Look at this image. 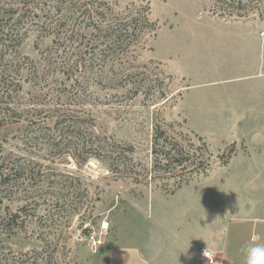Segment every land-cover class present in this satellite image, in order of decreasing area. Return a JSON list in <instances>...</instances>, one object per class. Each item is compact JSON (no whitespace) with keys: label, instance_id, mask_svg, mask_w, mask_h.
Returning <instances> with one entry per match:
<instances>
[{"label":"rangeland","instance_id":"obj_1","mask_svg":"<svg viewBox=\"0 0 264 264\" xmlns=\"http://www.w3.org/2000/svg\"><path fill=\"white\" fill-rule=\"evenodd\" d=\"M61 1L0 0V171L17 152L58 183L6 198L15 211L25 208L19 227L0 232V264H111L113 251L152 237L145 229L154 223L155 201L179 194L249 204L264 187V0H83L117 13L149 7L157 30L89 70L51 73L49 81L59 82L52 96L29 101L35 90L47 91L31 76L42 78L52 71L48 61L69 62L83 47L58 29L77 21L49 8L84 2ZM56 103L60 114L119 145L120 166L96 159L78 165L72 152L59 156L37 141L43 136L35 129L56 131L48 111ZM156 127L195 162L155 168ZM68 181L79 183L76 205L55 207L57 193H76L67 191Z\"/></svg>","mask_w":264,"mask_h":264},{"label":"trees","instance_id":"obj_2","mask_svg":"<svg viewBox=\"0 0 264 264\" xmlns=\"http://www.w3.org/2000/svg\"><path fill=\"white\" fill-rule=\"evenodd\" d=\"M62 1L60 4L64 5ZM74 1L80 3L79 1L83 0H72L71 3ZM83 2L80 5H70V3H67L63 7L57 8L56 6L49 8H53L57 14L60 11L69 13L68 15H64L65 17L70 16L67 17V20L78 22L67 23L65 21V25L60 23L58 29L60 31L64 29L71 35H77L78 38H76V41L79 40L81 43L78 42L83 47L80 51L78 50L72 54L74 57L69 62L55 65L54 62L48 61L49 68L52 71L48 72L42 78L36 76L38 73L35 72L31 78L34 81L35 79L38 80V88L40 90L47 91L39 92L35 90L31 94L33 99L29 101L42 99L43 102L52 96V93L55 92V85L59 82L58 80L49 81L51 73H59L62 69H68L74 73H77L81 69L89 70L95 64V60L101 61L106 57H111V54H115L117 51L123 54L127 53L133 46L139 45L146 35L154 34L157 30V25L151 19L149 7L133 6L126 8L121 13H117L112 7L102 10L95 8L91 4L92 2ZM35 16L37 17V15ZM46 22L43 24H46ZM81 36L85 41H81ZM96 50L100 52L95 53ZM105 53L106 55H104ZM58 65L61 67H58ZM41 79L44 81H39ZM59 109L58 103L48 109L52 113L50 119L54 122V129L56 131L51 130L49 127V129L47 127L46 129H42L44 127L35 129L37 133L43 136L41 138H35L37 141L40 139L43 140L44 147L48 146V150L59 156L71 154L70 152H72L78 165H86L90 159H96L111 169L120 166L117 163V159L121 156V151L118 150L121 149L119 145H110L106 139L100 138L94 131L89 130V127L80 125L78 122L79 119L75 116L65 113L60 114L61 111ZM54 117L56 121L53 120ZM32 132L34 133V130L30 131V133ZM169 138L165 131L160 127H156L153 141L155 168L162 169V167H165V169L172 168V170H176L177 168L185 169L187 165H192L195 162V155L192 151L185 149L176 140H169ZM49 154L51 155V153ZM12 157H15V160H13L11 168L1 166L0 171V232L2 233L6 231L13 232L19 227V219L22 218L20 213L25 208L23 206L17 207L15 211L11 204L8 205L5 203L6 198L10 197L14 199L19 194L22 195L21 193H24L25 196L36 195L38 193L37 190L43 188L44 185L52 184L51 187L58 185L55 181H52L53 183L50 181L51 177L56 176L55 174L33 172L37 166L34 165L32 167L34 163L30 161L26 163V157L17 154V152L12 153ZM8 168L10 172H5ZM76 182L79 185L78 181ZM77 184L68 181L65 188L68 189L67 191L71 190L73 192L80 190ZM77 198V192L74 195H71V193L59 195L57 193L54 197L55 207H59L61 204H65V202L70 203L71 200H74L72 205H76Z\"/></svg>","mask_w":264,"mask_h":264},{"label":"crops","instance_id":"obj_3","mask_svg":"<svg viewBox=\"0 0 264 264\" xmlns=\"http://www.w3.org/2000/svg\"><path fill=\"white\" fill-rule=\"evenodd\" d=\"M179 196L155 201L154 223L145 229L152 237L138 248L113 251L111 264H246L244 249L264 244V187H257L249 204L222 194ZM201 250L210 251L211 260L201 259Z\"/></svg>","mask_w":264,"mask_h":264},{"label":"clouds","instance_id":"obj_4","mask_svg":"<svg viewBox=\"0 0 264 264\" xmlns=\"http://www.w3.org/2000/svg\"><path fill=\"white\" fill-rule=\"evenodd\" d=\"M244 251L246 264H264V244H250Z\"/></svg>","mask_w":264,"mask_h":264},{"label":"built area","instance_id":"obj_5","mask_svg":"<svg viewBox=\"0 0 264 264\" xmlns=\"http://www.w3.org/2000/svg\"><path fill=\"white\" fill-rule=\"evenodd\" d=\"M199 256H200L201 259H209V260H211V258H212L211 252L210 251H205V250H201L199 252Z\"/></svg>","mask_w":264,"mask_h":264}]
</instances>
